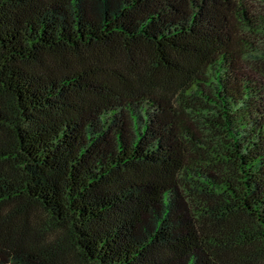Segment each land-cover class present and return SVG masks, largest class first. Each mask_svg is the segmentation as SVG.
<instances>
[{
	"label": "trees",
	"instance_id": "1",
	"mask_svg": "<svg viewBox=\"0 0 264 264\" xmlns=\"http://www.w3.org/2000/svg\"><path fill=\"white\" fill-rule=\"evenodd\" d=\"M262 260L264 0H0V264Z\"/></svg>",
	"mask_w": 264,
	"mask_h": 264
},
{
	"label": "rangeland",
	"instance_id": "2",
	"mask_svg": "<svg viewBox=\"0 0 264 264\" xmlns=\"http://www.w3.org/2000/svg\"><path fill=\"white\" fill-rule=\"evenodd\" d=\"M249 66L255 67V65H249ZM29 213H30L31 216L35 217L37 220H40V221H43V222H46V223L49 221L48 216L46 215V213L41 211V209H38L36 207H30L29 208ZM250 248L254 249V250H257V245L256 244H252L250 246ZM73 254H74V257L76 258L77 254L75 252ZM232 257H233V259H236L235 256H232ZM260 264H264V260L260 261Z\"/></svg>",
	"mask_w": 264,
	"mask_h": 264
}]
</instances>
